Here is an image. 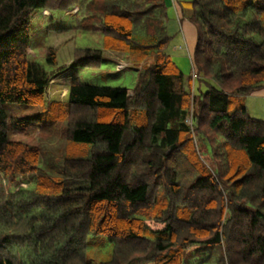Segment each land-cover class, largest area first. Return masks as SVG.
<instances>
[{"label": "trees", "instance_id": "trees-1", "mask_svg": "<svg viewBox=\"0 0 264 264\" xmlns=\"http://www.w3.org/2000/svg\"><path fill=\"white\" fill-rule=\"evenodd\" d=\"M189 6L185 76L165 50V0H0V264H264V120L245 105L264 86V0ZM75 7L139 68L131 93L81 82L102 57L85 47L67 101L45 98L55 74L28 58L30 15ZM34 128L58 139L13 137Z\"/></svg>", "mask_w": 264, "mask_h": 264}, {"label": "rangeland", "instance_id": "rangeland-1", "mask_svg": "<svg viewBox=\"0 0 264 264\" xmlns=\"http://www.w3.org/2000/svg\"><path fill=\"white\" fill-rule=\"evenodd\" d=\"M182 1L184 0H178V4L180 5ZM76 10L77 8L75 7L72 10L34 9L31 12L29 47L27 48L28 58L42 65L47 73L55 74L50 79L45 92V98L48 100L57 99L65 102L67 101V88L72 70L71 61L74 57V51L77 48L85 47L101 49V63L99 67H78L76 69V74L79 80L83 83L94 85L125 87L128 93H131L137 83L139 68L126 61L122 53L103 49V34L100 30H83L79 28L77 24L79 16L75 13ZM52 53L54 57L53 63L47 61L48 55ZM182 66V72L185 76L194 75V68L191 67L190 70L188 69V71H185L187 66ZM261 89L263 90L264 86L253 92ZM76 110H74V112ZM186 120L191 127L192 136H194L195 131L191 126V118L188 117ZM13 137L28 141L29 143H38L40 140L56 141L58 139V136L49 132L37 131L36 128L31 131L29 136L17 134ZM197 143L200 144L205 162L209 164L210 167L215 166V157L211 149H209V146L206 147L202 139L199 141L197 140ZM20 185L25 186L26 183L21 181ZM148 224L152 227L160 226V224L154 221H148ZM101 237L100 235H96V239L102 241H100L101 248L99 250L95 249L98 251L97 254L100 258L104 257L109 252L108 242ZM138 245L140 246V244ZM192 247L193 246H190L189 249ZM140 264L153 263L145 261Z\"/></svg>", "mask_w": 264, "mask_h": 264}, {"label": "crops", "instance_id": "crops-1", "mask_svg": "<svg viewBox=\"0 0 264 264\" xmlns=\"http://www.w3.org/2000/svg\"><path fill=\"white\" fill-rule=\"evenodd\" d=\"M190 0H184L178 4V0H165L168 6L169 20L167 21V33L171 36L166 52L182 70L194 68L192 63L193 50L196 43V28L187 19L190 13ZM245 105L250 116L264 120V89L257 90L245 96Z\"/></svg>", "mask_w": 264, "mask_h": 264}]
</instances>
